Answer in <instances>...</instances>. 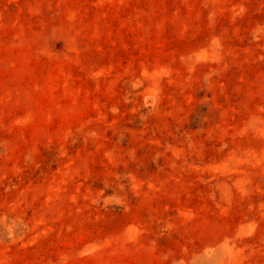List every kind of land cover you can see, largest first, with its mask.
Segmentation results:
<instances>
[{
	"label": "rangeland",
	"instance_id": "1",
	"mask_svg": "<svg viewBox=\"0 0 264 264\" xmlns=\"http://www.w3.org/2000/svg\"><path fill=\"white\" fill-rule=\"evenodd\" d=\"M0 264H264V0H0Z\"/></svg>",
	"mask_w": 264,
	"mask_h": 264
}]
</instances>
